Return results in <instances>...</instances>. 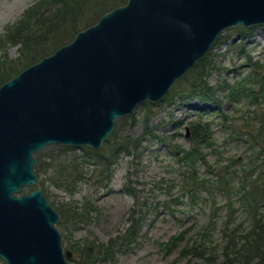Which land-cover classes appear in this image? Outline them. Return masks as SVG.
<instances>
[{"label":"rangeland","instance_id":"rangeland-1","mask_svg":"<svg viewBox=\"0 0 264 264\" xmlns=\"http://www.w3.org/2000/svg\"><path fill=\"white\" fill-rule=\"evenodd\" d=\"M39 1L0 0V71L7 67V72L0 73V79L10 72L17 73L30 57L41 53L46 57L52 55L58 42L68 39L73 30H85L102 13L121 7L126 0H101L100 5L95 4V0L89 4L84 3L85 0L82 3L86 5L79 9L77 23L63 27L60 38L49 39L34 49L32 45L27 49L12 45L8 39L10 31ZM238 28L223 33L222 42L215 44L207 62L211 73L208 85L214 89L221 109L199 101L185 105L163 103L151 109L139 106L133 115L117 121L113 134L99 150L108 156L106 162H114L110 180H100V168L93 165L94 161L82 148L62 152L60 146H52L36 155L43 161V173L38 177L37 186L24 188L21 194L41 188L52 207L61 216L65 213L66 219L60 218L57 226L66 250L72 252L71 247L84 246L85 242L92 240L107 243L136 224L141 229L137 244L131 245V250L117 254L113 261L99 260L92 264H171L176 260L186 264L188 260L180 257L186 242L168 255L163 244L182 232L188 240L195 238L213 217L215 227L211 234L221 255L217 264H231L221 254L227 242L229 203L233 204V216L241 231H248L253 223L239 194L245 183L240 171L250 158L257 169L249 173L248 182L259 180L260 192L264 190V154L257 150L252 153L249 141L259 132L264 135V103H251L245 98L236 103L230 98L231 89H238L239 81L253 79V74L260 70L264 73V26L254 30L252 38L247 41L237 32ZM19 59L22 61L15 63ZM191 71L179 81L183 90L189 88L191 79L187 77ZM179 83L173 87L178 88ZM248 87L252 85L248 84ZM213 108L217 111L209 112ZM199 120L211 125L213 146L203 148L206 159L198 164L200 176L207 181L208 189L194 196L189 192L191 187L184 181L182 174L185 171L180 169L174 152L190 148V124ZM112 152L116 155L114 158H110ZM73 167L84 175L76 185L74 182L75 186L70 184L68 177L73 175ZM235 171L239 172L238 177L233 175ZM222 174L228 175L226 180ZM220 180L221 185L224 181L230 182L229 193L216 189L215 183ZM86 207L90 209L87 219L75 217ZM261 213L264 215V210ZM230 228L234 227L231 225ZM71 259L70 264H90L76 254ZM0 264L6 263L0 259ZM189 264L203 263L193 260Z\"/></svg>","mask_w":264,"mask_h":264},{"label":"water","instance_id":"water-1","mask_svg":"<svg viewBox=\"0 0 264 264\" xmlns=\"http://www.w3.org/2000/svg\"><path fill=\"white\" fill-rule=\"evenodd\" d=\"M264 26V0H128L0 86V259L69 264L38 185L52 146L102 149L118 120L159 103L229 29ZM196 107L199 105L195 104Z\"/></svg>","mask_w":264,"mask_h":264},{"label":"trees","instance_id":"trees-1","mask_svg":"<svg viewBox=\"0 0 264 264\" xmlns=\"http://www.w3.org/2000/svg\"><path fill=\"white\" fill-rule=\"evenodd\" d=\"M83 1L85 0H40L35 6L31 7L23 14L19 25L12 29L10 31L11 35L7 37L12 41V45L14 46L21 45L22 48L27 49L28 47L30 48V45H32L33 49L35 47L39 48L49 39L52 40L60 38V36L63 35L61 29L67 26L68 23H77L79 9L84 3L89 4V1L91 0H86L84 3H82ZM127 1L128 0L124 1L122 5L126 4ZM100 2L101 0H95V4L97 5H100ZM115 8L113 7V9ZM106 13H102L95 22L87 25L85 29L96 24ZM257 28L258 27H240L237 29V32L243 36V40L247 41L252 38L253 31ZM80 31L82 30H73L68 39L66 38L65 41H59L55 48L59 49L60 47L70 43ZM222 40L223 35L219 37L217 42H222ZM57 49H55V51ZM39 56H35L34 58L30 57L26 63H23V67L21 65L20 68H18L20 71L18 70L17 73L10 74L12 73L10 72L8 75H5L3 78H1L0 86L9 81L14 76L18 75L25 68L46 57V55L42 53L39 54ZM20 60L21 59L15 63L19 62ZM208 60H210V53L204 59L199 61L198 64L192 69L189 76L187 77V79H191V82L188 83L189 88L184 90L181 89V83L178 82V88L173 87L162 102L157 103V105L144 103L142 106L146 109H151L152 107L161 106L163 103H178V105H185L190 102L199 101L204 104H214V106L221 109L214 89L208 85V80L211 76L210 69H208L210 66L207 64ZM6 69L7 67L4 66L0 73ZM259 73L261 74L259 75ZM259 73H254L253 79L247 80V78H245L242 81H239L238 89H231L230 98L236 103L239 102L240 99L244 98L245 100H249L251 103H264V73L262 74L261 70ZM248 84L252 85V87L247 88ZM210 111H217V109H209V112ZM190 126L192 130L190 148L188 150L178 149L176 152H174V155L180 169L185 171L182 175L184 181H186V183H188V185L191 187V190L189 191L190 194L198 196V194L202 193L203 191H207L208 189L207 181L200 176L198 164L204 163L206 159L202 153L203 148H209L213 146V133L210 127L211 125L208 122H204L203 120L192 122ZM262 129L264 130V125L262 126ZM249 141L251 143L252 153L254 152L255 154V150H257L259 153L264 154V135L262 132H259V134L255 136L252 135ZM59 149L62 152H68L74 148L60 146ZM82 149L85 154H87L88 157L94 161L93 165L100 168V180H110L113 173L112 167L114 162H106L105 159L108 156H105L100 151H95L90 148ZM115 156L116 155L112 152L110 158H114ZM36 160L38 162L36 173L40 178L41 173H43V161L37 158ZM253 162L254 160L250 158V162L240 171L244 174V178L240 179L243 181V183L245 182L239 191L240 201L242 206L251 214L253 220L252 227L248 231H241L238 228L236 220L233 216V204L229 203L228 205V212H230V214L228 216V221L226 222V228L228 229L227 242L222 248L221 254L226 258V261L231 264H264V215L261 213L264 210V190L262 193L260 192L262 187L259 183V180L248 182L249 173L252 174L257 169ZM72 172L73 175L70 174L68 176L69 180H71L70 184L74 185L75 182L76 185V183L83 179L84 175L78 170L77 167H73ZM238 173L239 172L235 171L233 175L237 174L238 177ZM221 176H224L226 180L228 175L222 174ZM221 182L222 181L220 180V183H215L217 186L216 189H221L222 191L229 193L228 191L231 189L230 182L224 181L223 184L225 185H221ZM208 191L211 192V190ZM87 207L84 209L81 215L79 214V216L78 214H75L76 212H73L75 217H79L81 220L87 219L90 211V209ZM63 214L62 216L60 214V218L64 217V219H66L65 215ZM231 225L234 228L231 229ZM214 227L215 223L214 218L212 217L207 226L195 238L192 237L190 240H188L185 238V232H182L176 236H173L167 243L163 244V250L167 255L172 254L179 246L186 242V246H184L180 253V257L182 259L188 260L186 264H189V261L193 260H198L203 264H217L221 255L219 256L220 249L217 248L213 242L211 230ZM140 229V226L133 224L124 232V234H120L117 237L111 238L107 243L103 244L92 240L85 242L84 246L77 248L71 247V250L73 254L78 255L81 259H85L90 264L99 260L113 261L115 260L117 254L131 250L130 246L135 243L137 244V237L139 235ZM72 261V259L68 260L69 263ZM171 264L182 263L181 261L176 260Z\"/></svg>","mask_w":264,"mask_h":264}]
</instances>
